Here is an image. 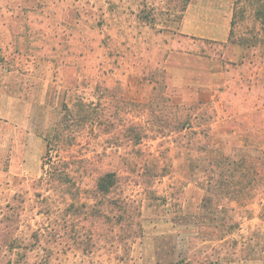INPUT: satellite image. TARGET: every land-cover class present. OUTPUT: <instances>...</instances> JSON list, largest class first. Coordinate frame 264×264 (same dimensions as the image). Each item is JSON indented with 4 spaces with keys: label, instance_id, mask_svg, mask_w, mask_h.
<instances>
[{
    "label": "rangeland",
    "instance_id": "374dc122",
    "mask_svg": "<svg viewBox=\"0 0 264 264\" xmlns=\"http://www.w3.org/2000/svg\"><path fill=\"white\" fill-rule=\"evenodd\" d=\"M29 3L45 26L29 54L55 65L32 116L45 150L0 191V264H204L247 225L264 243V0L233 2L230 43L252 45L258 74L241 86L231 44L172 36L185 0ZM212 56L228 73L199 103ZM213 216L240 235L199 225Z\"/></svg>",
    "mask_w": 264,
    "mask_h": 264
},
{
    "label": "crops",
    "instance_id": "0c3cea01",
    "mask_svg": "<svg viewBox=\"0 0 264 264\" xmlns=\"http://www.w3.org/2000/svg\"><path fill=\"white\" fill-rule=\"evenodd\" d=\"M29 1L31 0H0V191L6 188L5 185L8 188V175L14 178L18 175H30V164L35 163L45 150V138L34 129L32 116L37 117L45 105L46 83L53 80V77L49 78L47 68L51 64L54 66L55 62L36 59L29 54L35 43L31 37L35 28L40 27L45 31L44 24L35 22L34 14L38 13V9L36 6L30 7L32 2ZM233 2L234 0H185L181 9L169 14L179 18L172 36L175 40L188 39L196 42L201 49H205L206 45L215 48L231 44L232 56L227 60L230 72H233L228 78L240 86L242 84L239 82L244 79L254 84L258 74L255 72L257 67L252 45L246 42L230 43ZM29 22L32 24L28 25ZM36 32L41 33L39 29ZM40 47L42 48L41 45ZM221 63L214 56L206 60L207 83H202L197 96L202 92L208 98L206 101L198 99L199 103L215 104L216 97H221L217 91V82L228 73L220 70ZM242 67H250V73L242 74ZM30 81H33L32 84ZM234 224L230 221H218L213 216L211 222L204 221L199 225L210 226L212 230L222 227L230 231V234L240 235V227ZM242 236L243 242L239 243V249L234 250L232 257L228 255L223 259L219 256L209 263L204 261V264H264V243L254 228L247 225ZM226 239L223 237L220 241Z\"/></svg>",
    "mask_w": 264,
    "mask_h": 264
},
{
    "label": "trees",
    "instance_id": "16d2710c",
    "mask_svg": "<svg viewBox=\"0 0 264 264\" xmlns=\"http://www.w3.org/2000/svg\"><path fill=\"white\" fill-rule=\"evenodd\" d=\"M230 35H231V33H230ZM53 178L55 179V172H54V175H53V173L52 174L50 173V179H53ZM107 178L105 180H103V179L101 180L100 185H99L100 187L101 186L103 187L104 185L106 187V185H109V182H107Z\"/></svg>",
    "mask_w": 264,
    "mask_h": 264
}]
</instances>
